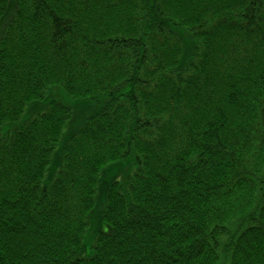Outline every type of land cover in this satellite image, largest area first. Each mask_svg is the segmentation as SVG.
I'll use <instances>...</instances> for the list:
<instances>
[{
    "label": "trees",
    "instance_id": "16d2710c",
    "mask_svg": "<svg viewBox=\"0 0 264 264\" xmlns=\"http://www.w3.org/2000/svg\"><path fill=\"white\" fill-rule=\"evenodd\" d=\"M0 264H264V0H0Z\"/></svg>",
    "mask_w": 264,
    "mask_h": 264
},
{
    "label": "rangeland",
    "instance_id": "374dc122",
    "mask_svg": "<svg viewBox=\"0 0 264 264\" xmlns=\"http://www.w3.org/2000/svg\"><path fill=\"white\" fill-rule=\"evenodd\" d=\"M102 199H103V195H101L99 201H101ZM99 226H100L99 218L96 216V218L94 219L93 226L90 229L87 228L86 233L84 235V243L86 247H91L93 243L95 242L96 234L94 233V229H97ZM102 226H103V223H102Z\"/></svg>",
    "mask_w": 264,
    "mask_h": 264
}]
</instances>
